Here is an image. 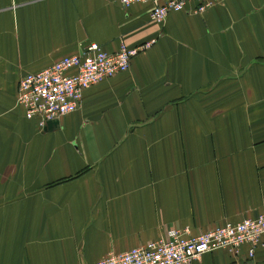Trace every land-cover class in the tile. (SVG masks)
<instances>
[{"label":"crops","instance_id":"1","mask_svg":"<svg viewBox=\"0 0 264 264\" xmlns=\"http://www.w3.org/2000/svg\"><path fill=\"white\" fill-rule=\"evenodd\" d=\"M0 0V264H94L164 236L254 218L264 204V0ZM155 40L44 129L19 80L96 44ZM190 264H264L215 251Z\"/></svg>","mask_w":264,"mask_h":264},{"label":"built area","instance_id":"2","mask_svg":"<svg viewBox=\"0 0 264 264\" xmlns=\"http://www.w3.org/2000/svg\"><path fill=\"white\" fill-rule=\"evenodd\" d=\"M214 0H119L125 9L135 3H148L149 21L163 22L172 13L194 4L201 14ZM154 39L129 48L121 43L108 53L96 44L82 47L78 54L64 56L49 67L24 75L18 83L16 104L27 119H38L42 130L49 122L75 112L83 93L118 74L125 73L139 53L152 47ZM264 204L254 218L225 222L211 230L192 233L189 227L168 229L164 236L126 252L109 254L94 264H190L206 253L228 251L237 255L242 247L252 257L263 245Z\"/></svg>","mask_w":264,"mask_h":264},{"label":"water","instance_id":"3","mask_svg":"<svg viewBox=\"0 0 264 264\" xmlns=\"http://www.w3.org/2000/svg\"><path fill=\"white\" fill-rule=\"evenodd\" d=\"M52 123H55V122H54V121H52V122H49V123H48V125H52Z\"/></svg>","mask_w":264,"mask_h":264}]
</instances>
